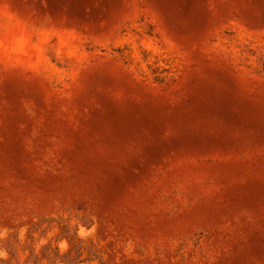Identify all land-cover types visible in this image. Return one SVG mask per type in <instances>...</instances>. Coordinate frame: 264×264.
<instances>
[{"label": "rangeland", "instance_id": "374dc122", "mask_svg": "<svg viewBox=\"0 0 264 264\" xmlns=\"http://www.w3.org/2000/svg\"><path fill=\"white\" fill-rule=\"evenodd\" d=\"M0 264H264V0H0Z\"/></svg>", "mask_w": 264, "mask_h": 264}]
</instances>
